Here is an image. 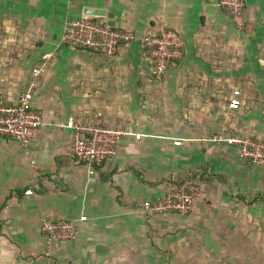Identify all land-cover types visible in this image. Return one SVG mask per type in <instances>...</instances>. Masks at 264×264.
<instances>
[{
    "label": "crops",
    "instance_id": "1",
    "mask_svg": "<svg viewBox=\"0 0 264 264\" xmlns=\"http://www.w3.org/2000/svg\"><path fill=\"white\" fill-rule=\"evenodd\" d=\"M244 1L240 30L222 0H0V99L16 105L44 68L33 106L45 121L29 149L0 137V264H229L216 259L243 253L169 244L192 226L201 244L220 239L264 205V167L214 141L264 140V0ZM90 11L139 36L176 31L177 68L157 80L139 44L114 57L64 44L66 23ZM236 90L239 110L230 108ZM98 114L133 136L90 175L66 126ZM194 180L201 195L189 214L144 208ZM44 219L76 222L77 238L50 250Z\"/></svg>",
    "mask_w": 264,
    "mask_h": 264
},
{
    "label": "built area",
    "instance_id": "2",
    "mask_svg": "<svg viewBox=\"0 0 264 264\" xmlns=\"http://www.w3.org/2000/svg\"><path fill=\"white\" fill-rule=\"evenodd\" d=\"M223 5L231 14L232 22L237 29H244V0H222ZM102 16L85 15L78 20H69L62 36V42L68 46L99 52L114 57L122 46L139 44L149 53L153 65L155 79L161 80L172 66L177 65L183 56V42L174 30H165L159 35L139 36L137 33L113 26L104 21ZM44 68L33 70L27 90L20 95L14 106H6L0 99V137L11 138L19 142L23 148L29 149L36 132L45 125L41 114L33 106L35 91L38 88ZM241 92L236 90L230 102V108L239 110L242 101ZM73 132L72 152L75 159L89 167L90 175L95 168L118 155V145L123 138L133 136L120 127L105 124L103 115L98 114L95 120L87 123L70 119L66 126ZM136 139L141 134L134 135ZM239 150L242 158L256 166L264 167V140L250 137L226 136L223 133L215 139ZM28 190L26 195H33ZM201 195V186L197 181H189L177 185L155 202H146L144 208L151 215L179 214L192 212L195 202ZM88 218L82 217L85 222ZM42 231L50 250L60 246L62 242L77 238L78 225L74 221H53L44 219Z\"/></svg>",
    "mask_w": 264,
    "mask_h": 264
},
{
    "label": "rangeland",
    "instance_id": "3",
    "mask_svg": "<svg viewBox=\"0 0 264 264\" xmlns=\"http://www.w3.org/2000/svg\"><path fill=\"white\" fill-rule=\"evenodd\" d=\"M176 66L178 64L172 67L177 68ZM246 215L248 219L246 224L232 221L226 224L224 237L220 239H205L201 244L200 240L195 238L197 229L192 226L190 229H181V233L173 234L177 237V241L173 237V243L169 245L181 248L200 245L238 248L242 250V254H225L221 256L222 258L217 256L216 260L222 259L224 263L229 264H264V205L247 209ZM169 240L171 241V238Z\"/></svg>",
    "mask_w": 264,
    "mask_h": 264
},
{
    "label": "water",
    "instance_id": "4",
    "mask_svg": "<svg viewBox=\"0 0 264 264\" xmlns=\"http://www.w3.org/2000/svg\"><path fill=\"white\" fill-rule=\"evenodd\" d=\"M87 15H98V16H102L101 14H96V13H94L92 11L88 12Z\"/></svg>",
    "mask_w": 264,
    "mask_h": 264
}]
</instances>
